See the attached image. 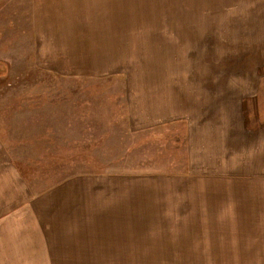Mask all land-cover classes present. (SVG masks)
I'll use <instances>...</instances> for the list:
<instances>
[{"label": "crops", "instance_id": "1", "mask_svg": "<svg viewBox=\"0 0 264 264\" xmlns=\"http://www.w3.org/2000/svg\"><path fill=\"white\" fill-rule=\"evenodd\" d=\"M1 1L8 5L0 31H28L29 44L20 47L35 63L68 78L127 75L133 131L187 121L191 168L236 191L257 187L254 202L264 207V0H209L212 15L226 21L208 25L215 49L207 88L194 90L179 71L186 59L180 27L165 19L179 11L170 0ZM137 184L151 189L152 176H85L36 194L0 151V264H214L217 255L185 248L182 228L264 216L137 215Z\"/></svg>", "mask_w": 264, "mask_h": 264}, {"label": "rangeland", "instance_id": "2", "mask_svg": "<svg viewBox=\"0 0 264 264\" xmlns=\"http://www.w3.org/2000/svg\"><path fill=\"white\" fill-rule=\"evenodd\" d=\"M0 5L2 21L7 19L4 15L8 2L1 1ZM167 6L170 10L179 8L177 15L170 13L165 19L183 31L179 33L186 59L179 71L186 87L194 90L203 83L207 88L208 58L215 49L208 25L212 19L213 23H225L224 15H212L209 0H170ZM196 30H201L205 38L199 40ZM21 33L23 37L16 30L0 31V69L5 68L0 75V151L8 153L9 163L23 174L25 183L36 194L85 176L150 175L151 189L141 191L136 185L137 215L263 214L264 207L260 209L259 202H254L260 199L257 187L236 191L239 186L220 183L219 177L211 183L208 170L200 174L191 168L187 121L141 133L132 130L127 75L104 79L60 75L53 68L35 63L33 53L20 47L29 44L26 39L30 34L25 30ZM206 98L207 90L201 99ZM260 102L264 106V96H260ZM261 119L264 112L260 124ZM142 203L151 205L144 207ZM235 219L216 225H199L196 220L179 234L187 240L185 248L193 252L207 250L204 253L211 257L217 255L214 264H264V216L260 215V223L243 224ZM180 235L171 237L173 246Z\"/></svg>", "mask_w": 264, "mask_h": 264}, {"label": "trees", "instance_id": "3", "mask_svg": "<svg viewBox=\"0 0 264 264\" xmlns=\"http://www.w3.org/2000/svg\"><path fill=\"white\" fill-rule=\"evenodd\" d=\"M4 71H5V68L0 69V75H1V73L4 72Z\"/></svg>", "mask_w": 264, "mask_h": 264}]
</instances>
